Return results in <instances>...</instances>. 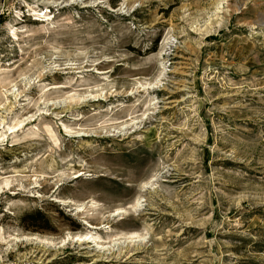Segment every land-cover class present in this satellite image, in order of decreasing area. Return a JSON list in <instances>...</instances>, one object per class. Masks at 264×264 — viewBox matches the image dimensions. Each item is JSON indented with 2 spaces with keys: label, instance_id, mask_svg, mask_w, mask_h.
Here are the masks:
<instances>
[{
  "label": "rangeland",
  "instance_id": "obj_1",
  "mask_svg": "<svg viewBox=\"0 0 264 264\" xmlns=\"http://www.w3.org/2000/svg\"><path fill=\"white\" fill-rule=\"evenodd\" d=\"M0 264H264V0H0Z\"/></svg>",
  "mask_w": 264,
  "mask_h": 264
},
{
  "label": "trees",
  "instance_id": "obj_2",
  "mask_svg": "<svg viewBox=\"0 0 264 264\" xmlns=\"http://www.w3.org/2000/svg\"><path fill=\"white\" fill-rule=\"evenodd\" d=\"M112 4L114 5L115 2L112 1ZM19 219L21 221L22 226L25 229L32 228V230H34V229H45L50 227L48 218L40 209L23 213L19 217Z\"/></svg>",
  "mask_w": 264,
  "mask_h": 264
},
{
  "label": "bare ground",
  "instance_id": "obj_3",
  "mask_svg": "<svg viewBox=\"0 0 264 264\" xmlns=\"http://www.w3.org/2000/svg\"><path fill=\"white\" fill-rule=\"evenodd\" d=\"M13 93V92H12ZM12 132V131H11ZM92 237V236H91ZM81 237H79V239H80ZM84 238H86V237H84Z\"/></svg>",
  "mask_w": 264,
  "mask_h": 264
}]
</instances>
